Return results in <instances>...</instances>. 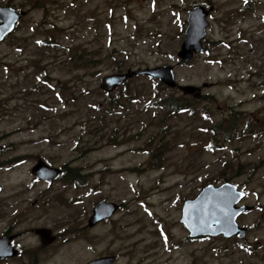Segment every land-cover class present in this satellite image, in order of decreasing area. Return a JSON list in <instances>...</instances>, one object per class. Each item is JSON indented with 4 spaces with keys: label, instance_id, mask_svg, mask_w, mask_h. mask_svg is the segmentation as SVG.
<instances>
[{
    "label": "rangeland",
    "instance_id": "1",
    "mask_svg": "<svg viewBox=\"0 0 264 264\" xmlns=\"http://www.w3.org/2000/svg\"><path fill=\"white\" fill-rule=\"evenodd\" d=\"M201 1L20 0L31 8L23 69H0V97L19 93L16 114L0 123V237L15 220L23 252L0 264H82L110 253L118 264H264V133L255 134L264 131V0H210L205 50L183 63L188 11ZM163 66L179 85L213 84L203 89L209 98L170 114L156 103L182 94L158 80L136 77L114 101L101 90L107 76ZM229 107L242 114L239 130L251 119L254 132L213 149L209 128ZM40 159L79 169L84 181H40ZM216 177L234 179L247 205L261 208L242 219L252 226L246 250L186 241L182 206ZM104 199L123 204L114 223L75 236ZM41 227L59 239L43 247L31 231Z\"/></svg>",
    "mask_w": 264,
    "mask_h": 264
},
{
    "label": "water",
    "instance_id": "2",
    "mask_svg": "<svg viewBox=\"0 0 264 264\" xmlns=\"http://www.w3.org/2000/svg\"><path fill=\"white\" fill-rule=\"evenodd\" d=\"M205 7L198 6L188 12V26L185 31V38L178 52V57L182 62L189 63L195 55L204 51L203 41L207 37V20L210 12ZM26 15V12L15 13L12 9L0 8V42L13 29L16 22ZM136 76H148L158 79L169 88H178L185 95L200 100L203 98L202 88L191 85L177 84L174 68L172 66H163L156 68H146L138 70H128L123 74H114L103 78L101 89L106 93H112L122 84ZM210 84H204L203 88H209ZM2 147H0V153ZM32 173L38 179L43 181H55L61 177V170L49 166L43 160H39L33 167ZM2 188L0 187V192ZM245 197V193L238 190L233 184H224L220 187L213 185L206 186L201 193L193 200H187L182 209L181 222L190 232L192 238H201L207 236H220L230 239L239 236L244 239L249 229L240 227L237 220L241 214L251 209V207H239L238 204ZM35 204V203H34ZM119 205L103 200L95 205L90 225L95 226L100 221L113 216ZM264 218V214L262 216ZM43 246L51 245L56 237L52 231L46 228L36 230ZM16 236H6L0 238V260L14 258L19 254L13 241ZM113 258L99 259L90 264H112Z\"/></svg>",
    "mask_w": 264,
    "mask_h": 264
},
{
    "label": "flooded vegetation",
    "instance_id": "3",
    "mask_svg": "<svg viewBox=\"0 0 264 264\" xmlns=\"http://www.w3.org/2000/svg\"><path fill=\"white\" fill-rule=\"evenodd\" d=\"M195 6H204L207 8H210L211 6H213V4L211 3L210 0H203L201 2H199L197 5ZM0 8L1 9H12L13 11H15V13H20L24 10L23 4L22 2H20V0H0ZM216 7L214 9L213 12H211L210 16L212 17V15H214V13L216 12ZM31 11V8H29L28 10H26L27 14L29 15ZM25 17L20 18L15 26L14 29L5 36V38L0 42V48H2V52L0 50V69L6 70L7 72H13V73H18L21 72L23 69V37H22V23ZM227 23H229L230 21V17L226 18ZM2 24V21L0 20V25ZM212 29V23L210 22L209 28H208V36L210 35V30ZM20 83L17 82V85H15L14 83L10 84L13 88H18V85ZM5 86H8L7 83L4 84ZM3 85V86H4ZM177 90V89H176ZM179 91V90H178ZM187 99L191 100L192 102L195 101H201V100H206L207 98H209V96H206L203 94V98L201 100H193L190 99L191 97H186ZM19 100V93H18V89L16 90L15 93H12V95H8V96H2L0 97V123L3 119L10 117V115L14 116V114H16L18 107H16L15 111H10L9 106L13 103H15ZM197 103V102H195ZM194 103V104H195ZM227 115L222 116V118L219 120L218 123L214 122V124L209 128V132H210V137H211V141L213 142V145L211 146L213 149H220L221 146L224 147L226 144H229L231 142H236L238 138H242L248 134L252 135L253 134V126L251 124L252 120L250 119H246L247 121L244 122L243 129L239 130L240 125H241V113H238L237 111H235L234 108H227L226 110ZM241 126V127H242ZM264 130V129H263ZM264 133V131H258L256 134V136L260 137L261 133ZM264 135V134H263ZM263 135L261 136L263 138ZM222 140L219 141L220 143H222V145H216V143H218V140ZM264 139V138H263ZM2 147V146H1ZM3 152V147H2V151ZM48 164V163H47ZM49 165V164H48ZM52 167V166H51ZM56 168V167H54ZM61 170V177L55 181H66V174L67 171L64 166H62L61 168H58ZM234 179L231 178H227V177H216L214 178L212 181H207L201 184H205L207 185H214L215 187H219L222 186L224 184H233L235 185L239 191H242L245 193V197L240 201V203L238 204V206H249L251 207V209H249L248 211H246L245 213H243L242 215L239 216L237 222L240 225V227H245L249 229V232L247 234V236L244 239H240L239 236H234L230 239L225 238L223 235L220 236H207V237H201V238H192L190 236V233L188 231V236L186 238V241L189 242H197L198 240H205V241H210V242H216L218 239H222L225 242H233L236 243L238 246L242 247L244 250H246L247 248L252 247L251 246V242L249 239V234H250V230L251 227H246L243 226L241 224L242 219L249 213H253L255 210H261V208H258L257 205H247L246 201H247V196L248 193L245 191L244 187L241 184H236L234 181ZM55 181H48L49 183L55 182ZM67 182V181H66ZM194 183V182H191ZM204 187H194V196H191L190 199L187 200H191V199H195L200 192L202 191ZM106 200V199H105ZM107 202H110L109 200H106ZM114 203V202H111ZM119 205V209L117 210V212L111 216L108 217L102 221H100L99 223H97L95 226H91L90 225V220L93 216V209L90 211V214H85V221L83 223V226L80 225L77 228H75L76 230H78V233L75 235H81L85 238H88V234L90 232H93L94 230L103 227L104 225H110L113 224L116 216L118 213H120L122 211V206L123 204H118ZM76 217V216H75ZM74 222V221H73ZM16 223V221H12L11 226L6 230V232L4 233V236H16V239L14 241H16L18 238H20L21 233H13L11 231V227L14 226V224ZM42 228V227H41ZM44 228V227H43ZM186 228V227H185ZM40 229V228H36L35 231L31 230L33 232H35L36 234V230ZM49 229V228H47ZM71 229V228H70ZM51 230V229H49ZM52 231V230H51ZM53 236L56 237V240L51 244L53 245L60 237V234L55 235L52 231ZM37 235V234H36ZM38 236V235H37ZM39 237V236H38ZM40 239V237H39ZM41 241V239H40ZM42 244V242H41ZM16 245V243H15ZM49 245V246H51ZM17 246V245H16ZM43 246V245H42ZM49 246H43V247H49ZM257 247V246H256ZM16 249L19 251V254L14 257V258H7L4 260H0V261H6V260H11V259H15L18 258L22 255L23 250L16 247ZM243 250V251H244ZM110 259L113 258V262L112 264H118V256H116L113 253L110 254H105L102 256H97L93 259L87 260L82 264H90L93 261H97L99 259ZM34 264H38V261L35 257V260L33 261ZM111 264V263H110ZM167 264V263H165Z\"/></svg>",
    "mask_w": 264,
    "mask_h": 264
},
{
    "label": "trees",
    "instance_id": "4",
    "mask_svg": "<svg viewBox=\"0 0 264 264\" xmlns=\"http://www.w3.org/2000/svg\"><path fill=\"white\" fill-rule=\"evenodd\" d=\"M129 83H126L124 86H128ZM114 94V93H112ZM112 94H107L109 98H111ZM113 101L114 99L111 98ZM112 101V102H113ZM111 102V103H112ZM159 107H164L168 113L170 114H177L180 112H186L193 104L194 102L190 101L189 99L185 98L184 96H181L179 98H173V97H167V98H161L160 101L156 103ZM159 151V150H158ZM156 154V153H154ZM159 154H157L155 157H158ZM65 168L68 169V166H65ZM70 168V167H69ZM67 171L66 181L69 182H76L81 183L83 182L84 175H82L79 172V169L70 168V170Z\"/></svg>",
    "mask_w": 264,
    "mask_h": 264
}]
</instances>
